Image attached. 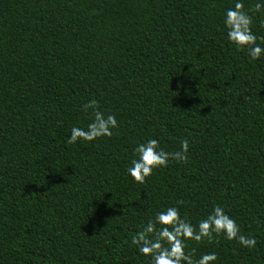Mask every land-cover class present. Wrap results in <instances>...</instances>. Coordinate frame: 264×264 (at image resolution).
<instances>
[{"label":"trees","instance_id":"trees-1","mask_svg":"<svg viewBox=\"0 0 264 264\" xmlns=\"http://www.w3.org/2000/svg\"><path fill=\"white\" fill-rule=\"evenodd\" d=\"M235 2L0 0V264H151L131 237L156 212L195 226L217 204L257 246L185 251L264 264V56L228 41ZM242 2L252 15L264 0ZM252 30L264 47L260 13ZM93 99L119 127L69 144ZM152 138L167 152L188 139L189 160L138 184L127 168Z\"/></svg>","mask_w":264,"mask_h":264},{"label":"clouds","instance_id":"clouds-1","mask_svg":"<svg viewBox=\"0 0 264 264\" xmlns=\"http://www.w3.org/2000/svg\"><path fill=\"white\" fill-rule=\"evenodd\" d=\"M250 11L252 15L245 10L242 0H236L234 7L226 11L224 25L228 41L237 50H246L250 61H255L264 56V47L257 43L258 38L252 30L253 15L260 13L264 16V3H255ZM259 39L264 43V37ZM83 110H91V122L86 129L72 127L67 141L69 144L81 140L92 142L104 137L110 138L113 136L112 130L119 127L115 115H105L95 99L84 104ZM189 147V140L183 139L180 150L167 152L160 147L158 139H148L134 149V158L127 172L136 183L145 184L155 170L168 167L170 160L187 163ZM176 203L183 205L184 201L179 200ZM221 236L229 241H237L250 250L257 246L256 238L241 234L236 220L218 204L195 226L188 219L181 217L177 206L158 211L154 220L150 219L131 237V243L137 247L140 254L151 258V264H215L218 259L215 252L205 253L199 259H193V255L185 251L186 242L193 240L200 243L206 240L209 244L218 243ZM88 264H95V261L89 260Z\"/></svg>","mask_w":264,"mask_h":264}]
</instances>
